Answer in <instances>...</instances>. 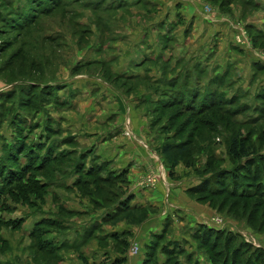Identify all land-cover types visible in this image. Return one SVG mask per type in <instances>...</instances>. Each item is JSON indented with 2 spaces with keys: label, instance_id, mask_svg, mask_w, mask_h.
<instances>
[{
  "label": "rangeland",
  "instance_id": "rangeland-1",
  "mask_svg": "<svg viewBox=\"0 0 264 264\" xmlns=\"http://www.w3.org/2000/svg\"><path fill=\"white\" fill-rule=\"evenodd\" d=\"M117 1L0 0V264H62V244L81 236L94 214L128 199L126 176L113 187L82 177L66 189L80 156L100 150L98 139L116 129L114 143L129 140L147 158L149 172L137 178L150 179L162 196L145 210V220L165 216L162 238L141 264H264V8L199 3L204 17L229 20V33L213 31L216 48L203 42L184 56L179 47L193 52L197 42H140L159 22L157 11L133 0L116 8ZM252 22L262 34L248 30ZM234 138L253 155L232 160ZM168 145L179 160L174 168L161 154ZM226 174L239 183L223 182ZM205 180L207 189L189 191ZM40 211L52 218L39 221ZM191 214L203 222L184 225ZM129 244L126 252L140 245ZM161 244L164 253L177 250L162 253V262Z\"/></svg>",
  "mask_w": 264,
  "mask_h": 264
},
{
  "label": "crops",
  "instance_id": "crops-1",
  "mask_svg": "<svg viewBox=\"0 0 264 264\" xmlns=\"http://www.w3.org/2000/svg\"><path fill=\"white\" fill-rule=\"evenodd\" d=\"M123 1L124 5L121 6V8H126L128 7V3L132 0ZM133 1H135L133 2V6L135 7L144 3L146 6L152 7L154 11H157L154 13H157L159 17L158 23L146 26L147 28L144 29V31L140 34V37H142L140 39V42H179V37L181 36L182 42H197L195 45V48H197V50H194L193 52L192 50H190L192 48H189V45L179 47V50L181 49L183 51L184 56H187L192 53L198 54L199 50L203 46V42H209L208 47L211 50L213 49V47L216 48L217 45L213 42H218V38L217 36L213 35L222 30H226V32L229 33L228 26H230V24L227 22L229 20L225 18L216 20L211 17H204L205 15H203V13L201 12L199 3L204 2L205 0ZM249 1H251L253 6L257 8H264V0H246L247 3ZM212 22L216 23L211 24ZM254 23L256 22L249 23L248 27L253 28L252 30L254 32H261L262 34L261 29L263 26ZM140 31H138L137 33H139ZM213 31H215V33ZM189 36L191 40L188 39ZM227 41L231 42L232 40L231 38H227ZM238 47L241 50V47L243 46ZM234 55L235 54H231V57L234 58ZM117 132V129L114 132L110 131L107 134L108 136L103 135L98 139V141L100 142L98 144L100 150L94 149L91 156L89 154L86 155L85 160L88 159L86 165L88 163L91 166L103 165V167H101L103 173L105 172V168H107V163H109L108 167H110V173L114 174L115 177L120 174H126L125 176L130 178V185L128 186L127 184L128 194L125 196L126 198H131L128 205L131 208L136 207L144 211L146 209L152 210L155 201L158 203L162 202V196L160 190L156 185H154L156 186L154 188L143 186L144 181H141V177L140 179H138L139 176L142 175V173L147 174L149 172V166L147 167L146 163L144 162L147 158H141L143 157L142 150L133 151V146L130 145L131 143L129 142V140L126 141L124 139L121 143H114L115 141L112 140L119 133ZM101 143L103 144L101 145ZM73 175L76 176L75 174ZM74 179L75 177L69 180V183H67L66 185V189L74 188ZM193 189L194 188L189 189V191L192 192ZM119 204H116L113 206V208L107 210L104 208L99 211L97 215L94 214L93 217L89 219L90 221H92V223L89 225V227L83 229L81 236L76 234L73 241L68 242L67 244H62L61 247L68 250V253L64 254L65 258L62 264H141L142 262L148 260V258H144L143 254H145L146 251H153L152 249L156 247L154 244L155 241L162 238L163 226L161 223L165 221V216H160L159 213L153 215L150 213L148 219L145 220V222H143L141 225L139 224V226L132 225L130 223L127 224L125 223L126 221L123 220L112 223L110 222V219L112 218L111 213H113L114 209H118ZM195 209H197V211L201 213L198 208ZM73 211H77L80 213L83 212L75 210V208L68 209V213H71ZM110 211L111 213H109ZM38 215L42 217L39 221L52 218L50 216H46V213H44L43 211H40ZM55 216L57 222H66L65 220H67L57 214ZM200 218L201 216H198V220H201ZM198 220L193 214H191L187 219H185L184 225L190 224L192 226L196 223L203 222ZM207 223H209V220H207ZM173 224L175 223L173 222ZM213 225L210 228H213ZM64 231H66V229H62L61 234H63ZM172 238L173 236H167L166 241H169V239ZM85 239L92 240L89 244L85 245ZM137 240H139L140 245L138 244ZM130 242H135L139 245L136 252H133L130 249L127 252L125 251V249H127V246L130 245ZM164 246L166 245L161 244V246L157 249L156 258L158 257V261L160 262L163 261L164 255H167L166 252H163ZM70 250L78 251V255H71Z\"/></svg>",
  "mask_w": 264,
  "mask_h": 264
},
{
  "label": "trees",
  "instance_id": "trees-1",
  "mask_svg": "<svg viewBox=\"0 0 264 264\" xmlns=\"http://www.w3.org/2000/svg\"><path fill=\"white\" fill-rule=\"evenodd\" d=\"M123 5H124V1L123 0H118L116 8H119V7L123 6ZM7 6H9V5L7 4ZM16 8H17V10H16L17 12H18V9L20 11H22L20 13V15L17 16L18 19L21 18L22 23H26L24 21H28V19H27L26 13L23 11V8H19L17 6L15 7V9ZM22 14L24 15L25 19H23ZM16 18H14V19L11 18V20L15 21ZM17 25H20V24H17ZM247 28H248V30H251V28H249V27H247ZM256 33H257V35H259L258 34L259 32H256ZM122 77L123 78H129V77H124V76H122ZM173 149H174V147L172 145L165 146V147L162 148V153L161 154H162L163 158L166 160V162H170L171 167L174 168L179 163L178 162L179 160L176 159V158L174 159L173 152H172ZM228 152H229V155L232 158V160H234L236 162H238V161H240L242 159L248 158L251 155H253V154H251L252 152H251L250 148L248 146L247 147L245 146L244 140L236 139V138H234V139H232L230 141ZM85 157H86L85 155L80 156V160L79 161H82V165L78 166L75 169V172L72 173V175L75 174L76 176H78L74 180L73 185H77L82 180V177H92V175L97 176L99 182H101V183H103L105 185H108L109 187H113L117 183H123V182L126 181V180H124L126 174H120V175L115 177V176H111L112 174L109 173L106 177L105 176L103 177L101 175L102 174V168L101 167H103V165L94 166V167H92L93 166L92 165V166H90V168H86L85 169V166H83V165H85V163L83 162V160L85 161V159H86ZM83 171H84V173H83ZM72 175H70V176H72ZM230 177H231V181L235 185H237V183H239V179L241 178L239 175H236V174H231V175L226 174L225 177H223V182H225L226 179L228 180V178H230ZM207 187H208V185H207L206 180H205L203 186H201V184H200L199 186H197L198 189L195 188L196 190L193 189L192 192L199 191V189L205 190V189H207ZM216 187L217 186H215V188ZM203 190H201V191H203ZM216 192H218V191L216 190ZM129 200H131V198H128L125 202H123V203L118 205L117 213L115 215L120 213V216H122V217L119 216L120 219H118V218L116 219V216L111 215L112 218L109 217V218H111L110 222L115 223L117 221H122L123 220V221H126V222H128V223H130L132 225H139L145 220V218H146L145 217V211L142 210V209L136 208V207L135 208L134 207L131 208L128 205ZM49 224H50V226L58 227L59 230H61L62 227H63L60 223H57V222H51ZM46 225H48V224H46ZM40 229H41V227L38 229V231L36 230V232L33 233V236L36 235L37 233H38V235L41 234ZM43 237L44 236L42 235L40 240L43 239ZM44 244L48 245L49 243H48V241H46ZM49 246H50V244H49ZM174 252H177V250H168V251H166V254L167 255H169V254L170 255H174ZM147 257H148L147 261H149V258H150L149 255H147Z\"/></svg>",
  "mask_w": 264,
  "mask_h": 264
},
{
  "label": "built area",
  "instance_id": "built-area-1",
  "mask_svg": "<svg viewBox=\"0 0 264 264\" xmlns=\"http://www.w3.org/2000/svg\"><path fill=\"white\" fill-rule=\"evenodd\" d=\"M143 184H147V185H145V186H147V187H148L149 185H151V186H152L154 183H152V182H151V180H150V179H148V180H146V181H145ZM154 185H155V184H154ZM136 250H137V249H135V250L133 249L132 251H136Z\"/></svg>",
  "mask_w": 264,
  "mask_h": 264
}]
</instances>
